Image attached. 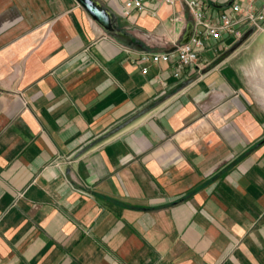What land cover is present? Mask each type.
Here are the masks:
<instances>
[{
	"label": "crops",
	"instance_id": "crops-1",
	"mask_svg": "<svg viewBox=\"0 0 264 264\" xmlns=\"http://www.w3.org/2000/svg\"><path fill=\"white\" fill-rule=\"evenodd\" d=\"M96 1L127 42L76 0H0V264H264V32L178 78L183 2Z\"/></svg>",
	"mask_w": 264,
	"mask_h": 264
},
{
	"label": "built area",
	"instance_id": "built-area-1",
	"mask_svg": "<svg viewBox=\"0 0 264 264\" xmlns=\"http://www.w3.org/2000/svg\"><path fill=\"white\" fill-rule=\"evenodd\" d=\"M149 2L168 5L183 2L188 7L198 27L189 43L178 46L176 56L177 69L174 73L178 78L182 77V72L186 67L198 65L200 53L205 49V41L208 39L219 41L225 35H232L240 41L246 36V32L249 33L250 37L264 32V0L261 11L255 8L252 3H249L247 7H243L241 4L242 0L234 3L222 11L218 21H215L209 15L208 5L203 0H125L122 15L129 18L135 12H144ZM240 26L246 27L247 31H242ZM170 60L171 55L169 53H152L143 54L139 62L142 65L149 62L159 64ZM142 72L146 74L148 67L143 66Z\"/></svg>",
	"mask_w": 264,
	"mask_h": 264
},
{
	"label": "water",
	"instance_id": "water-1",
	"mask_svg": "<svg viewBox=\"0 0 264 264\" xmlns=\"http://www.w3.org/2000/svg\"><path fill=\"white\" fill-rule=\"evenodd\" d=\"M89 14L90 16L99 23L106 31L116 36L118 39L121 37L123 40L119 39L122 42H127L128 38L119 33L118 29L113 22L112 16L110 12L105 9L102 5H100L96 0H76ZM227 7V6H225ZM191 36L184 41V44L190 42Z\"/></svg>",
	"mask_w": 264,
	"mask_h": 264
},
{
	"label": "bare ground",
	"instance_id": "bare-ground-1",
	"mask_svg": "<svg viewBox=\"0 0 264 264\" xmlns=\"http://www.w3.org/2000/svg\"><path fill=\"white\" fill-rule=\"evenodd\" d=\"M119 39L123 40V38H121V37Z\"/></svg>",
	"mask_w": 264,
	"mask_h": 264
}]
</instances>
